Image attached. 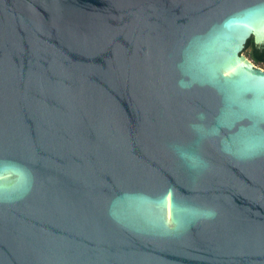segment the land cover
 <instances>
[{
	"label": "water",
	"instance_id": "obj_1",
	"mask_svg": "<svg viewBox=\"0 0 264 264\" xmlns=\"http://www.w3.org/2000/svg\"><path fill=\"white\" fill-rule=\"evenodd\" d=\"M248 38L264 0H0V264H264Z\"/></svg>",
	"mask_w": 264,
	"mask_h": 264
},
{
	"label": "trees",
	"instance_id": "obj_2",
	"mask_svg": "<svg viewBox=\"0 0 264 264\" xmlns=\"http://www.w3.org/2000/svg\"><path fill=\"white\" fill-rule=\"evenodd\" d=\"M242 53H244L254 65L264 67V47L255 45L251 38L246 40Z\"/></svg>",
	"mask_w": 264,
	"mask_h": 264
},
{
	"label": "rangeland",
	"instance_id": "obj_3",
	"mask_svg": "<svg viewBox=\"0 0 264 264\" xmlns=\"http://www.w3.org/2000/svg\"><path fill=\"white\" fill-rule=\"evenodd\" d=\"M244 56H245V54L244 53H242ZM246 57V56H245ZM254 66H256V67H258V68H261V69H264V67H260V66H257V65H254Z\"/></svg>",
	"mask_w": 264,
	"mask_h": 264
},
{
	"label": "bare ground",
	"instance_id": "obj_4",
	"mask_svg": "<svg viewBox=\"0 0 264 264\" xmlns=\"http://www.w3.org/2000/svg\"><path fill=\"white\" fill-rule=\"evenodd\" d=\"M241 63H243V62H241ZM240 65V64H239ZM238 65H236V66H234V67H232V69H231V71H233L234 70V68H236Z\"/></svg>",
	"mask_w": 264,
	"mask_h": 264
}]
</instances>
